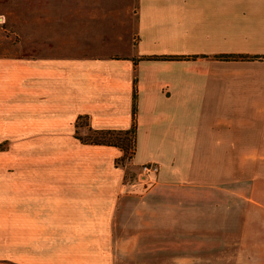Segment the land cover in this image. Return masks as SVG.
Instances as JSON below:
<instances>
[{"label": "crops", "instance_id": "0c3cea01", "mask_svg": "<svg viewBox=\"0 0 264 264\" xmlns=\"http://www.w3.org/2000/svg\"><path fill=\"white\" fill-rule=\"evenodd\" d=\"M33 5L48 24L60 8L61 38L80 44L0 58V102L29 95L34 131L80 142L82 116L129 130L137 89L132 164L160 171L17 183L0 198V264H264V0Z\"/></svg>", "mask_w": 264, "mask_h": 264}, {"label": "rangeland", "instance_id": "374dc122", "mask_svg": "<svg viewBox=\"0 0 264 264\" xmlns=\"http://www.w3.org/2000/svg\"><path fill=\"white\" fill-rule=\"evenodd\" d=\"M33 3L34 0H0V58L31 59L34 55H42V48L46 53L51 49L55 55L56 49H69L67 45H70V50L75 51L80 44L78 39L66 37L65 33L61 38L62 30H58L57 25H66L67 15L59 16L60 8L52 10V17L48 16L51 23L48 24V20L42 17L45 15L34 8ZM73 13L81 15L80 10ZM42 34L45 39L40 42ZM86 49L91 50V47L87 45ZM28 96H20L9 103L0 102V198L17 197V183L64 181L67 176H76L72 172L80 169L86 171L84 175L88 180L100 178L102 169L106 168L108 181L117 180L121 172L125 183H151L153 176L143 178L141 167L132 164L130 155L135 146L131 134L119 136L129 151L127 156H118L113 162L109 153L84 147L70 135L34 131L36 126L33 123L38 118L34 120V103ZM85 128L79 130V134L94 137Z\"/></svg>", "mask_w": 264, "mask_h": 264}, {"label": "trees", "instance_id": "16d2710c", "mask_svg": "<svg viewBox=\"0 0 264 264\" xmlns=\"http://www.w3.org/2000/svg\"><path fill=\"white\" fill-rule=\"evenodd\" d=\"M137 89L134 91V107H133V114H134V121L132 124V127L129 130L123 131V130H92L91 128L89 131H91L94 134V137L90 136H81L79 134V130L83 129L84 127L89 126L88 125V119L85 116L79 117V119L76 122V138L83 144V145H92V146H110V147H116L119 148L123 152V156L128 155V147L124 145L122 142L121 135L127 136L131 134L133 137V143H134V151L133 154L130 155L132 158L134 157L135 151H136V132H137V122H136V115H137Z\"/></svg>", "mask_w": 264, "mask_h": 264}, {"label": "built area", "instance_id": "2783aa9c", "mask_svg": "<svg viewBox=\"0 0 264 264\" xmlns=\"http://www.w3.org/2000/svg\"><path fill=\"white\" fill-rule=\"evenodd\" d=\"M160 171V168L156 164H145L141 166V176L143 178H148L151 176H156Z\"/></svg>", "mask_w": 264, "mask_h": 264}]
</instances>
